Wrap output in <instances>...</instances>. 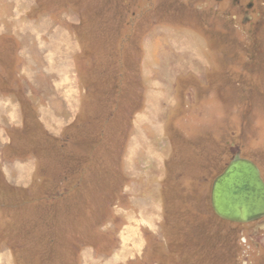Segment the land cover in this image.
I'll list each match as a JSON object with an SVG mask.
<instances>
[{
  "label": "rangeland",
  "instance_id": "obj_1",
  "mask_svg": "<svg viewBox=\"0 0 264 264\" xmlns=\"http://www.w3.org/2000/svg\"><path fill=\"white\" fill-rule=\"evenodd\" d=\"M260 2L0 0V264H264L210 208L236 154L264 182Z\"/></svg>",
  "mask_w": 264,
  "mask_h": 264
},
{
  "label": "water",
  "instance_id": "obj_2",
  "mask_svg": "<svg viewBox=\"0 0 264 264\" xmlns=\"http://www.w3.org/2000/svg\"><path fill=\"white\" fill-rule=\"evenodd\" d=\"M210 208L221 221L264 228V182L257 166L236 154L212 182Z\"/></svg>",
  "mask_w": 264,
  "mask_h": 264
},
{
  "label": "flooded vegetation",
  "instance_id": "obj_3",
  "mask_svg": "<svg viewBox=\"0 0 264 264\" xmlns=\"http://www.w3.org/2000/svg\"><path fill=\"white\" fill-rule=\"evenodd\" d=\"M177 1V0H176ZM196 1V0H195ZM199 1V0H198ZM204 4L205 9L210 7L215 12H223L224 14H231L228 16V19H236L237 16L240 17L239 24L243 27L257 25V17L258 14L255 12L258 2L260 0H247L246 2H242L241 0H201ZM192 2V1H191ZM264 5V3L262 4ZM226 11H221L225 10ZM182 11L183 9H179ZM231 10V12L229 11ZM229 11V12H228ZM231 26H233L236 22L228 21Z\"/></svg>",
  "mask_w": 264,
  "mask_h": 264
},
{
  "label": "bare ground",
  "instance_id": "obj_4",
  "mask_svg": "<svg viewBox=\"0 0 264 264\" xmlns=\"http://www.w3.org/2000/svg\"><path fill=\"white\" fill-rule=\"evenodd\" d=\"M229 40V39H228ZM212 211V210H211ZM219 220V219H218ZM226 225V224H225ZM236 225H238V224H236ZM245 225V224H244ZM232 226V225H231ZM241 228V227H240Z\"/></svg>",
  "mask_w": 264,
  "mask_h": 264
},
{
  "label": "trees",
  "instance_id": "obj_5",
  "mask_svg": "<svg viewBox=\"0 0 264 264\" xmlns=\"http://www.w3.org/2000/svg\"><path fill=\"white\" fill-rule=\"evenodd\" d=\"M221 221V220H220ZM222 222H224V221H222ZM224 223H226V222H224ZM236 226H238V225H236Z\"/></svg>",
  "mask_w": 264,
  "mask_h": 264
}]
</instances>
